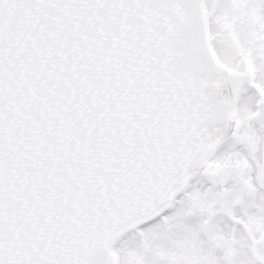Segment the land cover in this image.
<instances>
[{
    "label": "snow or ice",
    "instance_id": "6c2138e0",
    "mask_svg": "<svg viewBox=\"0 0 264 264\" xmlns=\"http://www.w3.org/2000/svg\"><path fill=\"white\" fill-rule=\"evenodd\" d=\"M0 264H264V0H0Z\"/></svg>",
    "mask_w": 264,
    "mask_h": 264
}]
</instances>
